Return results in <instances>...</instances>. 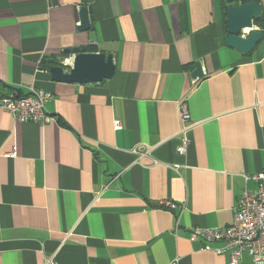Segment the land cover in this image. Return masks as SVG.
Masks as SVG:
<instances>
[{
	"label": "crops",
	"instance_id": "obj_1",
	"mask_svg": "<svg viewBox=\"0 0 264 264\" xmlns=\"http://www.w3.org/2000/svg\"><path fill=\"white\" fill-rule=\"evenodd\" d=\"M79 5L91 7L88 30L76 27ZM226 5L0 0V81L53 92L45 124L0 108V264H229L189 240L193 227L229 224L256 187L243 175L264 170V27L254 22L262 36L249 52L227 46ZM84 44L113 55L114 75L51 80L42 58L66 63L62 50ZM196 61L203 74L192 78ZM180 102L192 123L185 153Z\"/></svg>",
	"mask_w": 264,
	"mask_h": 264
},
{
	"label": "built area",
	"instance_id": "obj_2",
	"mask_svg": "<svg viewBox=\"0 0 264 264\" xmlns=\"http://www.w3.org/2000/svg\"><path fill=\"white\" fill-rule=\"evenodd\" d=\"M26 94L18 95L13 92L0 96V108L7 111L15 121H34L45 124L53 119L46 110L45 104L52 99L53 92L42 87L30 85ZM178 116L181 123L179 153H185L189 139L187 131L192 125L189 121V111L186 102L178 103ZM114 126L120 127L119 120ZM138 157L147 154V148L134 147L132 149ZM16 155V147H12L8 156ZM244 180L256 181L255 188L244 187L241 195L232 207V219L223 227H193L189 240H199L204 249L213 250L219 254H227L229 264H239L241 256L246 253L252 264H264V170L251 175H243ZM160 205L169 210L180 211L184 205L171 200H162ZM179 216V214H178ZM178 217L176 218L177 221ZM213 242H220L219 246H211ZM168 264H178L177 259Z\"/></svg>",
	"mask_w": 264,
	"mask_h": 264
},
{
	"label": "water",
	"instance_id": "obj_3",
	"mask_svg": "<svg viewBox=\"0 0 264 264\" xmlns=\"http://www.w3.org/2000/svg\"><path fill=\"white\" fill-rule=\"evenodd\" d=\"M225 26L227 36L225 44L241 52H249L262 36V30L255 28L254 22L261 17L260 5L256 0H224ZM91 7L78 6V30H88L94 26ZM66 63L56 58H47V70L53 81L89 83L111 78L116 65L111 53L89 51L87 45L64 48ZM67 66V68H65ZM203 74L200 61L195 62L191 71L192 78Z\"/></svg>",
	"mask_w": 264,
	"mask_h": 264
},
{
	"label": "trees",
	"instance_id": "obj_4",
	"mask_svg": "<svg viewBox=\"0 0 264 264\" xmlns=\"http://www.w3.org/2000/svg\"><path fill=\"white\" fill-rule=\"evenodd\" d=\"M225 10V9H224ZM224 15H225V12H224ZM261 19H262V14H261V17L258 19V20H256L255 22L258 24H262V21H261ZM262 27H264V24H262L261 25ZM64 55V54H63ZM65 56V55H64ZM41 62H42V66H44V67H47L46 66V58L45 57H43L42 58V60H41ZM45 64V65H44ZM11 92H13V93H15V94H18V95H23V94H26L25 92H23V91H21V89H19V88H15L14 86H11V85H8V84H5V83H3V82H1L0 81V96H2V95H6L7 93H11Z\"/></svg>",
	"mask_w": 264,
	"mask_h": 264
}]
</instances>
